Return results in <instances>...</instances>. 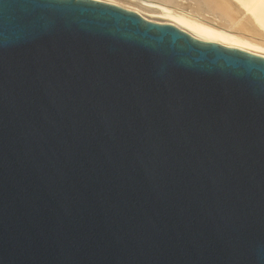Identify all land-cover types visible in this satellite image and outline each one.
<instances>
[{
	"label": "water",
	"instance_id": "95a60500",
	"mask_svg": "<svg viewBox=\"0 0 264 264\" xmlns=\"http://www.w3.org/2000/svg\"><path fill=\"white\" fill-rule=\"evenodd\" d=\"M0 264H264V57L0 0Z\"/></svg>",
	"mask_w": 264,
	"mask_h": 264
},
{
	"label": "bare ground",
	"instance_id": "6f19581e",
	"mask_svg": "<svg viewBox=\"0 0 264 264\" xmlns=\"http://www.w3.org/2000/svg\"><path fill=\"white\" fill-rule=\"evenodd\" d=\"M99 1L134 11L146 20L172 24L195 39L216 42L264 57V0H193L194 2H188L189 6L201 13L203 17L176 14L163 7L162 3H160L162 7H158L156 4H151L154 2H147L148 0ZM231 28H235L236 33H232Z\"/></svg>",
	"mask_w": 264,
	"mask_h": 264
},
{
	"label": "rangeland",
	"instance_id": "374dc122",
	"mask_svg": "<svg viewBox=\"0 0 264 264\" xmlns=\"http://www.w3.org/2000/svg\"><path fill=\"white\" fill-rule=\"evenodd\" d=\"M142 1H147V0H142ZM150 1V3L151 2H154V3H151V4H156V5H158V7L160 6V7H165V8H167V9H170L171 11H173V12H175L176 14H187V15H193V16H195V15H197V17H203V16H201V13H199V12H197L196 10H194L193 8H191L190 6H189V4H188V2H194L193 0L191 1H189V0H167V1H165V0H148L147 2H149ZM159 1V2H158ZM163 1H165V2H163ZM160 3H162L161 5H160ZM167 4V5H166ZM170 5H173V6H170ZM176 6V8H175V6ZM179 6V7H178ZM172 7V8H171ZM185 9V10H184ZM186 11V12H185ZM196 11V12H195ZM180 12H182V13H180ZM185 12V13H184ZM190 12V13H189ZM199 15V16H198ZM205 19V18H204ZM233 30V31H232ZM235 31V28L233 29V28H231V32L232 33H236V31ZM241 34H243V33H241Z\"/></svg>",
	"mask_w": 264,
	"mask_h": 264
}]
</instances>
